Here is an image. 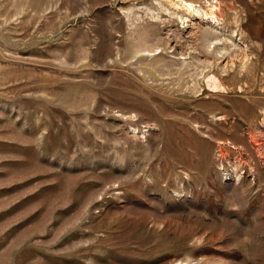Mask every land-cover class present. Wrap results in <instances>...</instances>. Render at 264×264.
I'll use <instances>...</instances> for the list:
<instances>
[{
	"label": "rangeland",
	"instance_id": "rangeland-1",
	"mask_svg": "<svg viewBox=\"0 0 264 264\" xmlns=\"http://www.w3.org/2000/svg\"><path fill=\"white\" fill-rule=\"evenodd\" d=\"M0 264H264V0H0Z\"/></svg>",
	"mask_w": 264,
	"mask_h": 264
},
{
	"label": "bare ground",
	"instance_id": "bare-ground-1",
	"mask_svg": "<svg viewBox=\"0 0 264 264\" xmlns=\"http://www.w3.org/2000/svg\"><path fill=\"white\" fill-rule=\"evenodd\" d=\"M219 5L217 4V1L216 2H212L211 3V13H210V19L212 20V21H214L215 23H218V16H217V14H216V11H217V9H219V7H218ZM178 8V7H177ZM192 10H194L193 9V5L191 4V3H186L185 2V4L181 7V12H183L184 14H186V15H191V12H192Z\"/></svg>",
	"mask_w": 264,
	"mask_h": 264
}]
</instances>
